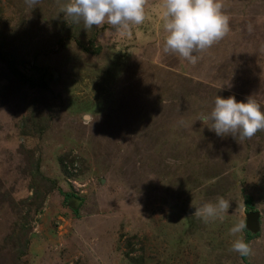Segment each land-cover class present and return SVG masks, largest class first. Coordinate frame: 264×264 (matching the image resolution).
Wrapping results in <instances>:
<instances>
[{
  "label": "rangeland",
  "instance_id": "1",
  "mask_svg": "<svg viewBox=\"0 0 264 264\" xmlns=\"http://www.w3.org/2000/svg\"><path fill=\"white\" fill-rule=\"evenodd\" d=\"M66 2L0 0V264H264V130L197 120L217 95L264 111V0H219L230 31L195 64L163 51L164 0L120 29H85ZM217 197L223 219L194 214Z\"/></svg>",
  "mask_w": 264,
  "mask_h": 264
},
{
  "label": "clouds",
  "instance_id": "2",
  "mask_svg": "<svg viewBox=\"0 0 264 264\" xmlns=\"http://www.w3.org/2000/svg\"><path fill=\"white\" fill-rule=\"evenodd\" d=\"M33 8L39 0H25ZM146 0H67L61 4L60 11L71 18L73 23H83L85 29L100 27L107 23L114 29L128 28L131 24H142L145 20ZM164 24L166 33L163 45L164 53H175L189 63H197L199 53L221 40L229 31L230 17L223 12L219 0H164ZM248 30L252 28L249 25ZM95 118L85 113V123ZM204 125L218 136L232 135L240 140L251 139L258 131L264 130V111L253 96L246 102H238L234 96L222 98L216 96L214 105L207 113L198 117ZM230 204L223 197L216 202H206L196 209L195 215L204 222L223 219ZM246 228V222L240 221L229 230L236 236ZM231 250L240 256L253 254L250 244L242 236L231 244Z\"/></svg>",
  "mask_w": 264,
  "mask_h": 264
},
{
  "label": "trees",
  "instance_id": "3",
  "mask_svg": "<svg viewBox=\"0 0 264 264\" xmlns=\"http://www.w3.org/2000/svg\"><path fill=\"white\" fill-rule=\"evenodd\" d=\"M1 58V56H0ZM10 73L13 74V76L15 75H19V82H26L28 85H35V80L31 79V78H26L24 77L23 74H21L17 68L13 67L12 69H10ZM60 194L62 195V201L66 206H69L70 209L73 212H76L77 206L79 205L80 202V198L78 196H76L75 194L71 193V192H64L61 191ZM245 204L246 206L249 208L250 207V199L248 197H245ZM248 236V234H247Z\"/></svg>",
  "mask_w": 264,
  "mask_h": 264
},
{
  "label": "water",
  "instance_id": "4",
  "mask_svg": "<svg viewBox=\"0 0 264 264\" xmlns=\"http://www.w3.org/2000/svg\"><path fill=\"white\" fill-rule=\"evenodd\" d=\"M257 217V212L256 211H249L245 213V222L248 225H251L254 223V219Z\"/></svg>",
  "mask_w": 264,
  "mask_h": 264
}]
</instances>
